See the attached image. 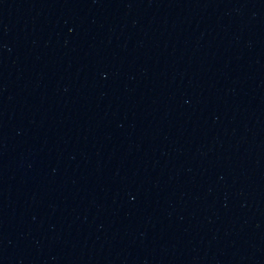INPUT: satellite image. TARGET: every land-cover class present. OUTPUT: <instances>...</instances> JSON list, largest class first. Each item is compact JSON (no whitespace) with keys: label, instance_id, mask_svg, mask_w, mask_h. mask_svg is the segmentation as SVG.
<instances>
[{"label":"water","instance_id":"95a60500","mask_svg":"<svg viewBox=\"0 0 264 264\" xmlns=\"http://www.w3.org/2000/svg\"><path fill=\"white\" fill-rule=\"evenodd\" d=\"M0 264H264V0H0Z\"/></svg>","mask_w":264,"mask_h":264}]
</instances>
